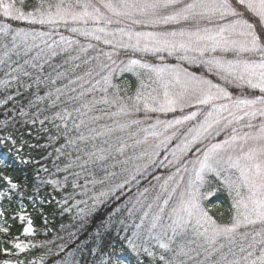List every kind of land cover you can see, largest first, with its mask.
I'll return each mask as SVG.
<instances>
[{
  "label": "snow or ice",
  "instance_id": "snow-or-ice-1",
  "mask_svg": "<svg viewBox=\"0 0 264 264\" xmlns=\"http://www.w3.org/2000/svg\"><path fill=\"white\" fill-rule=\"evenodd\" d=\"M25 5L26 0H0V129L7 132L0 144L15 147L8 130L28 128L37 141L28 147L40 153L39 159L20 161L38 165L30 193L28 184L0 171V201L16 204L11 218L21 223L22 235L39 234L27 199L45 234V205L53 203L61 215L75 210L79 232L95 224L91 239L76 244L81 254L92 245L87 249L91 264H128L108 239L117 223L128 230L124 219L113 220L125 212L139 219L132 236L125 237L128 246L150 264H264V0H39L31 9ZM11 22L54 29L62 24L97 44L85 47L61 36L63 43L54 41L53 47L45 40L41 47L36 38L51 33H29ZM74 44L83 57L71 55ZM89 49L97 52L90 60L84 58ZM61 56L64 65L80 60L87 66L69 83L85 76L95 80L67 99L54 87L68 72L53 63ZM168 58L178 63H165ZM124 73L137 77L131 94L129 86L113 82ZM89 113L91 121L107 117L111 124L89 128L85 136L80 130ZM169 113L171 119L160 118ZM24 143L21 137L17 153ZM9 166L0 159V167ZM156 169L164 172L157 175ZM148 177L153 201L145 202L148 187L133 199L131 185ZM215 181L235 194L228 223L219 222L206 203ZM4 215L0 210V218ZM11 228L0 219V264H46L51 249L34 260L19 254L53 241L25 244L10 235ZM78 239L76 232L69 233L68 241ZM153 240L154 246H145ZM57 247L63 252L67 242ZM59 264L79 262L69 252Z\"/></svg>",
  "mask_w": 264,
  "mask_h": 264
},
{
  "label": "trees",
  "instance_id": "trees-1",
  "mask_svg": "<svg viewBox=\"0 0 264 264\" xmlns=\"http://www.w3.org/2000/svg\"><path fill=\"white\" fill-rule=\"evenodd\" d=\"M39 0H26V9L33 8ZM13 24V27H20L24 28L25 31L31 33L33 30L36 32H49L51 33V36H45V37H37L35 40V43H38L41 45V47L44 46L43 41H47L49 45H52L55 47V42L63 43L60 38L61 36L68 37L74 41H79L80 45L87 46L88 43L97 44L96 41L91 40L90 38H85L83 36L78 35L77 33L70 32L66 27H64L62 24L57 28H51L48 25H31L27 22H11ZM28 43H32V37L31 35L27 38ZM73 48L77 49L76 51H72L71 55L73 57L77 55L84 56L83 53H79V46L73 45ZM98 48H103L104 51H109L110 46L99 44ZM97 54L96 51H93L92 49L88 50L87 56L84 58L91 59L92 56H95ZM0 55H2V50H0ZM132 58H138L136 56ZM64 57L61 56L57 58L53 63L54 65H64ZM152 59V58H149ZM154 61V60H153ZM171 62H176L174 59L171 60ZM75 64H81L80 60L75 61H69L67 65H64L68 69V72L65 77L61 78L57 82V84L54 87H60L62 91L65 93L64 99H67L69 95H77V93L82 89L89 88L92 83L95 82V80L89 81V78L87 76L84 77V80L78 81L76 83H69V79L75 81L77 76H82L84 73V70L87 68L86 65L81 64V68H75ZM63 70V68H61ZM195 71H197L196 68H194ZM3 69L0 68V73H2ZM46 71H50V69L46 68ZM54 75V74H53ZM2 78V77H0ZM98 79V77H96ZM113 82L119 84L122 88L125 86H129V94H131L136 86H137V77L132 73H124L123 75L114 76ZM14 84V82H13ZM99 87V86H98ZM75 88L77 90L76 93L72 92L71 90ZM11 91V89H10ZM43 94V92L41 93ZM96 96L100 95V92L97 91L95 93ZM72 105L69 104V107ZM8 107H11V104L8 105ZM3 111V106L0 105V113ZM93 114L89 113L87 117H91ZM96 115H99V113H96ZM4 116L0 114V120H3ZM91 121V120H90ZM92 125L96 121H91ZM28 128H21L19 131L16 129L10 128L8 131H11L13 136L16 138L17 143L15 147L11 143L7 144H0V156L5 155L6 159L5 161L10 165L7 169H4L0 167V171H6L8 175H11L14 180L21 183V185L28 184L29 185V193L31 192V183L34 176L35 168L38 165H35L34 163H21V158L24 160H36L40 158V153L38 150L31 149L28 147V144H35L37 141L35 139V131H32V135L30 136ZM81 133L85 135L84 130L81 128ZM7 135V132L3 129H0V136ZM75 133H73V137H75ZM21 137L24 141L27 143H24L22 146V151L17 153V149L21 148ZM99 141H97L98 143ZM40 143H44V140H41ZM86 147L85 144H80L81 148V155H83V150ZM87 147H91V144L89 143ZM48 151H51L49 149ZM69 151H72V149H69ZM41 163L45 164L49 168L52 167L50 160H42ZM214 179V178H213ZM145 179L141 180V183L137 186L136 184L131 185V196L133 199L136 197V195L142 190V188L138 189L139 186L143 183H145ZM135 186V187H133ZM211 188L215 189L214 195L209 198L208 201H206L209 208L212 209V214L214 217L221 223H228L231 220L232 215L234 214V210L232 209V202L230 200V195L227 191V189L224 187V185L218 181H215L212 185H210ZM57 198H59L57 196ZM83 198V197H82ZM24 203L28 207V211L32 214L34 218V226L38 228L39 234L36 237H33L31 235L25 236L22 235V227L21 223L17 221L12 220V215L14 212L17 211V206L15 203H13L11 206L8 205L6 201H0V210H3L5 212L4 217L0 219H5L9 224L12 225L10 235L11 236H19L20 241H26L28 243H39L44 240L53 241V243L49 244L47 248L45 249H31L25 253H20L19 258L22 260H34L39 255L42 254V252H47L48 249H51V253L47 257L46 264H59V262L65 258L67 253L73 252L75 259L79 262V264H85L87 261L88 264H91V261L93 260V256L89 254L87 251L88 248L92 247L91 244H88L85 246V251L83 254H81L76 249V244H79L81 241L84 240H90L91 239V233L95 230V224H90L87 228V231L85 232H79V221L75 219V210H73L71 213H65L63 215L59 214L55 210V204L53 205H45V213L48 216V225H47V233L45 234V230L42 226V218H40L37 214V212L32 210V206L28 203V200L25 199ZM123 203V201H121ZM131 207V205H129ZM221 213L223 215H221ZM105 211L101 210V215H105ZM119 219H124L125 224L128 226L127 231L120 230L121 225L118 223L116 224V227L113 228L111 235L108 237L113 243L115 244L117 250L120 252L122 258H125L128 262V264H137V260L141 259L143 260V264H150V261L145 257H138L137 254L133 253L128 246L127 239L125 237H131L132 232L135 230L132 225L133 223H139V219L136 217H128L127 212L123 213L119 217H113L114 221H117ZM256 228L259 227V225L255 226ZM244 229H241L243 231ZM76 232L79 236L78 240H75L74 242L68 241V235L69 233ZM2 235V234H0ZM57 236L64 237V240L56 239ZM67 242V247L64 249L63 252H59L58 245L61 243ZM11 247V245H8ZM145 246H150V243H146ZM154 251H157L159 253L158 247H153ZM224 251H227V247H225ZM58 253V254H57ZM198 259L202 260L203 256L199 257ZM194 264V262H192Z\"/></svg>",
  "mask_w": 264,
  "mask_h": 264
},
{
  "label": "rangeland",
  "instance_id": "rangeland-1",
  "mask_svg": "<svg viewBox=\"0 0 264 264\" xmlns=\"http://www.w3.org/2000/svg\"><path fill=\"white\" fill-rule=\"evenodd\" d=\"M172 59H173V58H168V59H166L165 63H173V62H171ZM153 62L156 63V64H159V63H160V61H158V60H154ZM174 63H178V62L176 61V62H174ZM184 66L189 67V70H190V71H195V70H194L195 67H190V66H188V65H184ZM133 92H134V91H133ZM177 114H178V113H177ZM99 115H100V113H99ZM153 115H156V114H153ZM172 116H173L172 113H169V114L167 115V117H164L163 114H160V118H161V119H164V118L171 119ZM84 119H85V121H86V126L82 127V129H83L84 132H85V136H88V135H89V128H97V129H99L102 125H105V124H111V121H110L107 117H102L99 121H96V122L94 123V125H92V122L90 121V118H89V117L86 116ZM152 122H154V121H149L148 123H152ZM144 126L146 127L147 124H145ZM117 135H122V136H124L125 138H127L126 135H125V134H122V133H118ZM223 138H224V137H223V135H222L221 137H217V140H220V139H223ZM114 139H115V137H113V140H114ZM98 143H99V142H98ZM0 159L5 160V159H6V156H5V155H1V156H0ZM116 171H119V168H117ZM163 172H164L163 169H156V170H155V174H157V175H160V174H162ZM237 175H238V173H237ZM150 180H151V177L146 178V179H145L146 182L143 183V184H141V185L139 186V188H138V189L142 188L141 191H143V189H144L145 187H148V188H149V192L146 194V199H145V202H146V203H150V202H152L153 199H154V195H155V192H154V191L151 189V187H150V184H149V181H150ZM151 183H152V184H155V181H151ZM133 187H135V186H133ZM244 191H246V190H244ZM234 195H235L234 193H233L232 195H230V200H231V202H233V196H234ZM169 234H170V233H169ZM21 242H23V243H25V244H30V243H28V242H26V241H21ZM137 243H139V241H137ZM147 243H150V245H152V246L155 245V241H154V240H153V241H148ZM65 257H66V256H65Z\"/></svg>",
  "mask_w": 264,
  "mask_h": 264
}]
</instances>
